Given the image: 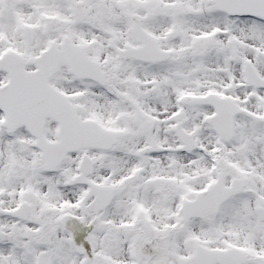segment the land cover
Returning a JSON list of instances; mask_svg holds the SVG:
<instances>
[{
	"label": "snow or ice",
	"instance_id": "snow-or-ice-1",
	"mask_svg": "<svg viewBox=\"0 0 264 264\" xmlns=\"http://www.w3.org/2000/svg\"><path fill=\"white\" fill-rule=\"evenodd\" d=\"M0 264H264V0H0Z\"/></svg>",
	"mask_w": 264,
	"mask_h": 264
}]
</instances>
